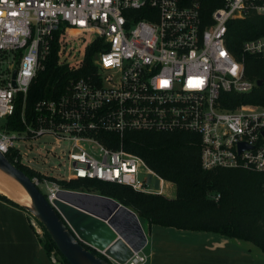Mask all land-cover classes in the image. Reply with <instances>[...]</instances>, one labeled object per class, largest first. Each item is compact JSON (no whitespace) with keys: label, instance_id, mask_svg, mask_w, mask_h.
I'll return each mask as SVG.
<instances>
[{"label":"built area","instance_id":"2783aa9c","mask_svg":"<svg viewBox=\"0 0 264 264\" xmlns=\"http://www.w3.org/2000/svg\"><path fill=\"white\" fill-rule=\"evenodd\" d=\"M201 2L0 0V151L34 171L31 179L48 200L64 190L88 192L64 185L73 180L163 193V178L125 148L133 131L193 133L203 168L264 175V105L230 107L238 98L231 93L258 86L246 75L245 58H264V35L245 40L239 56L228 46L229 21L264 15V0H224L208 17ZM62 30L84 49L81 61L99 43L95 71L71 78L64 92L37 100L28 112L30 87ZM19 101L21 126L11 129ZM45 137L51 147L40 146ZM50 158H60L63 166L33 165ZM29 216L37 234L40 221ZM147 261L143 250L123 263L111 260Z\"/></svg>","mask_w":264,"mask_h":264},{"label":"trees","instance_id":"16d2710c","mask_svg":"<svg viewBox=\"0 0 264 264\" xmlns=\"http://www.w3.org/2000/svg\"><path fill=\"white\" fill-rule=\"evenodd\" d=\"M223 2L224 0H202L204 15L208 17ZM262 35L264 15L253 14L228 23V46L237 56L245 40ZM99 49V43H93L86 49L85 58L81 61L84 49L68 42L65 31H57L45 68L39 71L30 87L28 112L32 111L37 100L56 97L64 92L71 78L92 74L95 71L93 58ZM245 68L249 78L262 79L263 84L248 93H231L230 95L238 98L230 107L241 103L264 105V58L247 55ZM21 109L19 101L15 115L9 120V128L21 126ZM124 144L127 150L140 156L149 169L176 186L175 197L142 193L127 185L97 180H73L64 185L114 198L134 210L142 223L149 221L151 226L215 232L250 242L264 253L263 174L240 168H203L198 136L189 132L133 131L127 133ZM8 158L14 162L10 154ZM16 166L31 178L35 175L34 171L20 163H16ZM218 195L219 198L216 199ZM0 196L23 207L6 195ZM42 226L44 239L37 236L46 253L50 257L52 251H56L63 264H70L58 250L45 226ZM93 251L107 258L97 250Z\"/></svg>","mask_w":264,"mask_h":264},{"label":"water","instance_id":"95a60500","mask_svg":"<svg viewBox=\"0 0 264 264\" xmlns=\"http://www.w3.org/2000/svg\"><path fill=\"white\" fill-rule=\"evenodd\" d=\"M257 84L261 86L263 80L259 79ZM0 170L25 188L31 197V205L7 196L45 226L70 264H112L111 260L123 263L134 251L146 247L151 235L150 222L147 221V227H144L138 214L118 200L95 193L64 190L50 201L31 177L1 151Z\"/></svg>","mask_w":264,"mask_h":264},{"label":"crops","instance_id":"0c3cea01","mask_svg":"<svg viewBox=\"0 0 264 264\" xmlns=\"http://www.w3.org/2000/svg\"><path fill=\"white\" fill-rule=\"evenodd\" d=\"M251 244L215 232L152 225L150 247L143 252L148 256L145 264H264V253ZM0 264H54L26 209L1 196Z\"/></svg>","mask_w":264,"mask_h":264},{"label":"rangeland","instance_id":"374dc122","mask_svg":"<svg viewBox=\"0 0 264 264\" xmlns=\"http://www.w3.org/2000/svg\"><path fill=\"white\" fill-rule=\"evenodd\" d=\"M41 141L42 142H41L40 146L42 148L43 147H51V144L49 143V141H51V138L45 137V138H42ZM29 143H31V142H29ZM32 154L35 155V154H38V152L34 150ZM61 161L62 160L60 158H50V159L47 160L46 163L45 162H39V163H33V165L36 168H39L41 170H45V169H48L50 166H54V165L55 166L62 167L63 166V163H62V165H60L61 164L60 163ZM61 169L63 170V168H61ZM144 177H146V175H141L140 176V179H143ZM163 180H164V187H163L164 190H162V191H164V192L163 193H156V194L164 195V196L169 197V198L175 197L176 196V186L172 182H170V181H167L165 179H163ZM9 182H11V181H9ZM154 182H156V181L154 180ZM156 186L159 187V184H156ZM18 188H19V186H18ZM19 190H20V192L23 191L21 188H19L18 191ZM42 191L45 192V189L42 188ZM142 224L144 225V227H147V221H144ZM38 229H39V231L37 230L38 236L40 237V239H44L45 232H44V228H43V226H42L41 223H39ZM251 245H252V247L255 248L256 251L261 252L260 249L257 246H255L254 244H251ZM148 247H150V245H148ZM148 247H146L145 251H148ZM50 258H51V260H53V258H55L56 262H54V264H57L59 262H62V258L60 256V254H58L56 251H52V253L50 255Z\"/></svg>","mask_w":264,"mask_h":264},{"label":"bare ground","instance_id":"6f19581e","mask_svg":"<svg viewBox=\"0 0 264 264\" xmlns=\"http://www.w3.org/2000/svg\"><path fill=\"white\" fill-rule=\"evenodd\" d=\"M11 181V182H9ZM23 191H18V186ZM0 192L16 199L20 203L31 205V197L25 188L14 178L0 170Z\"/></svg>","mask_w":264,"mask_h":264}]
</instances>
